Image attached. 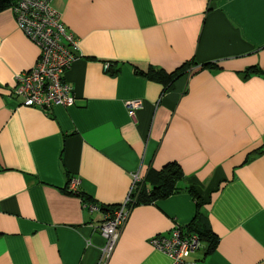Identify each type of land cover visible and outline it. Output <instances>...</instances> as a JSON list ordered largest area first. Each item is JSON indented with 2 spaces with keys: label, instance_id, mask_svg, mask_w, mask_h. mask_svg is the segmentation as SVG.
I'll return each instance as SVG.
<instances>
[{
  "label": "crops",
  "instance_id": "1",
  "mask_svg": "<svg viewBox=\"0 0 264 264\" xmlns=\"http://www.w3.org/2000/svg\"><path fill=\"white\" fill-rule=\"evenodd\" d=\"M51 4L81 54L63 72L70 106L11 95L37 48L12 9L0 11V264H97L96 226L131 173L144 178L169 161L182 171L177 190L132 206L105 264H170L149 239L194 218L189 187L217 242L183 264H264V0ZM187 61L194 69L166 86L139 72ZM250 66L263 73L245 74ZM129 99L140 100L132 117ZM69 179L107 210L84 208Z\"/></svg>",
  "mask_w": 264,
  "mask_h": 264
},
{
  "label": "built area",
  "instance_id": "2",
  "mask_svg": "<svg viewBox=\"0 0 264 264\" xmlns=\"http://www.w3.org/2000/svg\"><path fill=\"white\" fill-rule=\"evenodd\" d=\"M12 12L18 30L36 46L37 56L30 67L14 75L11 95L18 98L20 104L36 108L72 105L74 95L71 87L63 80V72L74 59L81 56L77 37L63 24L51 0H18ZM108 68L109 62H103L102 70ZM125 105L128 116L132 117L135 109L140 106V100L129 99ZM130 176V186L124 199L111 213L105 214L96 226L103 238L97 264L106 263L119 230L129 215L133 193L141 180L137 172H132ZM66 187L68 191L77 192L73 179L68 180ZM82 206L89 211L98 209L96 204L90 202L82 203ZM149 243L164 253L170 264H183L190 253L201 248L195 235L182 234L178 226L166 234L151 237Z\"/></svg>",
  "mask_w": 264,
  "mask_h": 264
},
{
  "label": "trees",
  "instance_id": "3",
  "mask_svg": "<svg viewBox=\"0 0 264 264\" xmlns=\"http://www.w3.org/2000/svg\"><path fill=\"white\" fill-rule=\"evenodd\" d=\"M17 1L18 0H0V11L6 8L11 9L17 3ZM210 65V63H206L202 66L210 67ZM193 69L194 68H192L191 61H187L169 72H166L161 68H154L152 66H148L144 71L139 70V72L142 75L148 77L149 79L155 80L166 86L178 76L182 74H188ZM252 72L263 73L258 67L250 66L247 68L245 74ZM181 177L182 171L179 165L174 161L164 163L160 169L149 170L146 176L144 178H141L140 182L137 183V187L133 193V200L130 203V209L135 204L149 203L156 199L164 198L172 194L174 191L177 190V182L181 179ZM66 191L68 190L66 189ZM68 192L80 196L82 203H94L98 206L99 210H107L106 208L94 202L90 197L81 194L78 191ZM188 192L190 193L192 198L195 199L196 212L194 218L190 220V222H188V224L184 228H178L180 229L182 234L195 235L201 245L202 253L207 254L215 247L217 242V236L210 230L207 225L202 223L200 224L198 222L197 215L199 213L200 202L199 200H197V195L191 187L188 188Z\"/></svg>",
  "mask_w": 264,
  "mask_h": 264
},
{
  "label": "bare ground",
  "instance_id": "4",
  "mask_svg": "<svg viewBox=\"0 0 264 264\" xmlns=\"http://www.w3.org/2000/svg\"><path fill=\"white\" fill-rule=\"evenodd\" d=\"M12 9V8H11Z\"/></svg>",
  "mask_w": 264,
  "mask_h": 264
}]
</instances>
